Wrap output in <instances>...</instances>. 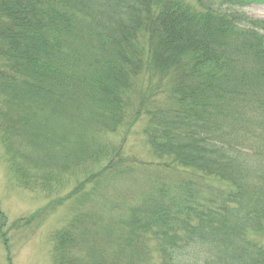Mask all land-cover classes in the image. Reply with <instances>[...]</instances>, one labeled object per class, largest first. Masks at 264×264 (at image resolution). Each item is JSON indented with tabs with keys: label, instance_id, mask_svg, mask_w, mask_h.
Listing matches in <instances>:
<instances>
[{
	"label": "trees",
	"instance_id": "16d2710c",
	"mask_svg": "<svg viewBox=\"0 0 264 264\" xmlns=\"http://www.w3.org/2000/svg\"><path fill=\"white\" fill-rule=\"evenodd\" d=\"M254 4L0 0V144L48 200L14 227L72 207L55 264H264V20L242 11ZM141 121L162 164L106 143ZM141 170L152 190L128 204L115 187Z\"/></svg>",
	"mask_w": 264,
	"mask_h": 264
},
{
	"label": "rangeland",
	"instance_id": "374dc122",
	"mask_svg": "<svg viewBox=\"0 0 264 264\" xmlns=\"http://www.w3.org/2000/svg\"><path fill=\"white\" fill-rule=\"evenodd\" d=\"M242 11L250 17L264 20V5H251ZM129 123L127 122L125 127L122 126L123 128L121 127L122 129L120 128L117 134L106 137V143L114 144L110 146L107 144L108 147L120 146L130 159L134 158L133 160L144 165L148 163L162 164L163 160L156 159L144 136L145 123L141 121L133 125L132 128H129ZM105 164L106 162L98 166L91 165L89 170L99 171ZM141 171L135 172L133 182L125 181L115 187L128 197V204L140 203L152 190L151 188L149 193L146 191L143 193L142 186L146 179V173ZM159 171L165 173L162 170ZM167 173L161 175L163 180L173 181L177 179L175 174ZM63 189H65L63 194H66L70 187L66 186ZM63 189L62 187L55 188L56 191ZM47 203L48 200L44 198L42 193H33L20 186L0 144V230L4 233L0 234V264H55L53 260V234L67 223L72 207L64 205L47 212L42 216L43 219L40 222L35 221L31 224V228L16 229L13 225L16 220L28 218L33 213L44 209ZM151 250L154 258L157 259L153 245ZM105 264H109V261Z\"/></svg>",
	"mask_w": 264,
	"mask_h": 264
}]
</instances>
